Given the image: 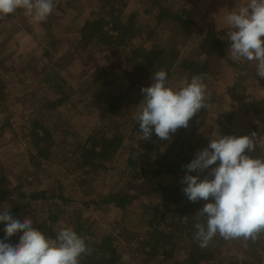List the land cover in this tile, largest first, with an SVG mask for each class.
Here are the masks:
<instances>
[{"label":"trees","instance_id":"1","mask_svg":"<svg viewBox=\"0 0 264 264\" xmlns=\"http://www.w3.org/2000/svg\"><path fill=\"white\" fill-rule=\"evenodd\" d=\"M94 1L97 4L94 17L85 19L74 32L75 50L82 52L94 47L115 56L118 59L116 65L97 71L93 82L107 78L113 70L118 69L123 73L121 79L128 82L127 95L132 98V102L128 109H123L125 97L105 100L96 116L94 131L88 135H79L76 147L68 143L58 145L54 131L46 125L45 117L50 114L49 117H52L70 102L60 73L65 68L64 62L72 54L60 57L47 72L39 73L35 79L37 90L42 91V97L39 98L33 93V107L36 99H39L37 105H40V109L36 110V116L34 114L24 138L30 145L37 166L45 160H54L66 166L71 159L76 164L75 168L85 176L101 177L111 172L109 186L118 192L107 196L102 202L91 200L77 203L86 210L100 211L113 207L123 210L126 205L138 199V196L148 199V204L144 206L146 212L137 214L134 218L135 228L128 227V224L117 225L118 236L126 240L125 244L140 238L141 248L135 249V264L149 261H157V264H208L207 261L210 264L214 261V264H243L234 257L221 261L214 257L193 254L192 250L199 244L194 238V225L198 222L196 215L206 203L213 201H189L182 192V188L187 185L181 181L186 174L197 175L196 172H187L184 166L191 163L198 151L209 145L214 134L239 137L257 132L264 135V98L246 92L248 86L259 83L257 80L261 79L256 75L255 67L234 62L228 57L225 29H219L212 24L200 28L195 22L186 19L184 7L188 0H130L135 5L132 10H128L129 0ZM22 11L24 10L19 9L14 14L0 17V25L15 20ZM52 15L53 13L48 18L51 19ZM41 25L45 33L50 34V25L45 22ZM190 27H197V31L190 30ZM183 30H189L190 35L193 32L192 39L197 42L196 49L205 58L168 60L166 50L174 46L173 43L184 34ZM201 30L203 31L200 32ZM159 31L168 35L163 40H158L156 36ZM209 55L222 59L236 73V79L224 91L221 90L223 86L217 82L218 74L207 64ZM155 68L165 70L168 82L173 79L180 86L182 82H190L193 76L204 75L211 93V107L201 109L189 121L187 128H179L166 141L157 137L154 132L149 140H143L139 123L133 118L138 105L144 99L141 89L151 86ZM19 72L24 73V70ZM23 96V90L12 93L8 85L0 80L1 106H6L12 97L18 99ZM138 97H141V102L135 105L134 101ZM2 130L3 127H0V132ZM127 138L132 139L135 147L128 156L119 155ZM65 147L66 153H63L62 149ZM246 154L252 156L254 152ZM209 171L210 169L200 173V179L207 176ZM212 178L209 176V179ZM139 179L144 182L139 195L120 194L127 184L135 183ZM27 185L28 188L22 185L12 186L0 165V212L9 206L13 217L22 220L29 216L34 227L55 238L56 226L61 218V205L74 203L65 197L62 188L57 193H51L45 189H36L37 187L29 188L30 185ZM90 193L91 191L88 194ZM153 199L155 202L151 206ZM45 203H54V206L45 209ZM22 211H26V214L21 218ZM72 227L80 236L86 238L88 246L93 249L91 255L82 256L81 264H124L114 243L115 237L101 224L95 220L88 223L78 221ZM4 228L5 225L0 223V240H5ZM21 235L22 232H18L5 242L15 245ZM231 241L247 258L264 264V237L256 242L243 239ZM176 247L189 249V256L180 261L172 260ZM125 264L131 263L127 261Z\"/></svg>","mask_w":264,"mask_h":264},{"label":"rangeland","instance_id":"2","mask_svg":"<svg viewBox=\"0 0 264 264\" xmlns=\"http://www.w3.org/2000/svg\"><path fill=\"white\" fill-rule=\"evenodd\" d=\"M243 2L244 0H234L232 5L235 8ZM95 5L97 4L94 0H55L52 18L43 21V23L50 25V34L45 33L44 27L41 25L42 22H36L31 16L26 15L25 10L20 12L15 20L0 25V80L8 85L12 93L22 90L24 93L23 97L9 99L6 106L0 105V127H3L0 132V165L4 168L12 186L22 185L28 188L27 184H29V188L35 189L37 187L36 189H45L51 193H57L60 188L63 189L65 197L74 204L61 205V218L56 226L57 231L62 226H73L78 221L88 223L95 220L115 237L114 243L123 257V263L130 261L131 264H135V249L141 248L139 246L140 238L125 244L126 240H122L118 236L119 227L117 225L128 224V227L135 228L134 218L137 214L146 212L144 206L148 204V199L138 196V199L126 205L123 210L116 207L100 211L83 209L77 203L91 200L102 202L107 196L118 192L117 189H111L109 186L112 173L107 172L101 177L85 176L75 168L76 164L71 159L66 166H62L61 163L54 160H45L41 161L38 167L30 145L24 138L34 114L36 116V110L40 109V105H37L39 99H36L33 107L35 95L39 98L42 97V91L37 90L35 79H37L39 73L47 72L60 57L67 56L70 53L72 56L64 62L65 68L60 73L62 83L68 90L70 102L61 107L52 117H49L51 114L45 117L46 125L54 131L58 145L68 143L72 147H76L79 135H88V133L94 131L96 116L105 100H113L116 97L123 96L125 97L123 109H128L129 103L132 102V98L127 95L128 82L125 83L121 79L123 73L118 69L113 70L107 78L93 82V77L97 71L116 65L118 59L115 56L108 55V53L101 52L94 47L84 49L85 51L82 52L75 50L74 32L80 28L85 19L94 17ZM134 8L135 5L129 0L128 10ZM227 10L224 4L219 16L223 17ZM184 15H188L187 10L184 11ZM222 17L216 18V20L212 17L203 16L197 22L192 21L200 28L206 24H212L219 29H225L227 35L228 29L223 24ZM197 27H190V30L197 31ZM183 31L184 34L180 35V38L173 43L174 46L166 50L168 60L180 61L188 57L195 60L205 58V55L201 54L199 49H196L197 42L192 39L193 32L190 35L189 30ZM167 35V33L163 35L159 31L156 39L163 40ZM225 43L228 52L231 42L226 39ZM240 63L255 67L252 62L243 61ZM207 64L211 70H215L218 74L217 82L223 86L222 91L228 88L229 84L236 79L235 71L224 64L222 59L209 55ZM160 69L155 68L156 71ZM20 70H24V73L20 74ZM257 81L259 83L251 87L248 86L246 92L264 98V79H258ZM169 84L180 87L178 82L173 79L169 81ZM140 102L141 97L134 101L135 105ZM43 113L49 114L47 112ZM134 147L132 139L127 138L124 149L120 151L119 155L128 156ZM62 152L66 153V147L62 149ZM262 155H264V150L257 147L252 157L259 158ZM69 171L73 172L70 173ZM143 183L140 179L135 183H129L120 194L139 195L143 189ZM89 191H91L90 194H88ZM154 202L153 199L150 205L153 206ZM43 205L47 209L52 208L54 203ZM33 207L36 206L33 205ZM6 210H9V206ZM25 214L26 211H22L20 217H24ZM40 215L43 216L42 213ZM224 241L227 240L217 235L206 248H201L199 244L196 245L192 250L193 254L210 256L221 261L234 257L243 264L261 263L253 258H247L233 241L227 243H224ZM188 252L189 249L176 247L174 259L172 260L185 259L189 256L187 255ZM137 259L140 260V258ZM138 262H141V260ZM207 263L210 264V261H207ZM142 264H157V261Z\"/></svg>","mask_w":264,"mask_h":264},{"label":"clouds","instance_id":"3","mask_svg":"<svg viewBox=\"0 0 264 264\" xmlns=\"http://www.w3.org/2000/svg\"><path fill=\"white\" fill-rule=\"evenodd\" d=\"M54 7L55 0H0V17L23 9L36 22H43ZM222 21L231 42L228 57L234 62H252L256 75L264 79V0H244L227 10ZM151 79V86L141 89L144 99L133 114L145 141L153 132L160 139H170L179 128H187L201 109L211 107L204 75L193 76L180 87L169 84L163 69ZM257 147L264 150V135L257 132L239 137L216 133L209 145L184 166L187 172L197 173L186 174L181 181L187 185L182 188L187 199L213 201L196 215L194 238L201 248L208 247L217 235L227 241L256 242L264 237V155L253 158L246 154ZM209 169L200 179L199 174ZM0 223L6 233L5 240H0V264H81L82 256L93 252L86 238L72 226H62L52 238L34 227L29 216L21 220L10 210L0 212ZM18 232H22L18 243L5 242Z\"/></svg>","mask_w":264,"mask_h":264},{"label":"crops","instance_id":"4","mask_svg":"<svg viewBox=\"0 0 264 264\" xmlns=\"http://www.w3.org/2000/svg\"><path fill=\"white\" fill-rule=\"evenodd\" d=\"M222 2L223 4H221ZM233 2L234 0H188L184 7V11L187 10L188 15H184V17L195 22L200 20L203 16L212 17V19H219L222 17L219 16L222 11V6L225 4L227 9L231 11L234 9V6L232 5Z\"/></svg>","mask_w":264,"mask_h":264}]
</instances>
